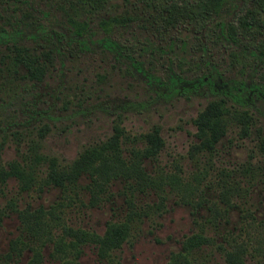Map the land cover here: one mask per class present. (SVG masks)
I'll return each instance as SVG.
<instances>
[{
    "label": "rangeland",
    "instance_id": "374dc122",
    "mask_svg": "<svg viewBox=\"0 0 264 264\" xmlns=\"http://www.w3.org/2000/svg\"><path fill=\"white\" fill-rule=\"evenodd\" d=\"M112 14L131 21L102 29ZM0 28V264H165L189 234L207 240L174 264H264V0H0ZM220 98L250 118L210 150L197 118ZM97 146L148 177L46 183L41 154ZM111 224L124 238L100 245Z\"/></svg>",
    "mask_w": 264,
    "mask_h": 264
},
{
    "label": "trees",
    "instance_id": "16d2710c",
    "mask_svg": "<svg viewBox=\"0 0 264 264\" xmlns=\"http://www.w3.org/2000/svg\"><path fill=\"white\" fill-rule=\"evenodd\" d=\"M222 1L223 0H214V8L218 9ZM129 21H131V17L129 15L112 14L100 18L98 24L102 29L110 31L117 25L125 26ZM71 25L76 35L83 34L84 30L87 28L86 22L79 19H73L71 21ZM225 32L230 39L237 40L231 24H227ZM5 35L6 32L4 29L2 30L0 28V36ZM23 50L28 51L26 48H23L22 51ZM255 56L264 60V51H259ZM15 57L20 58L22 61H20L19 64L23 63L24 68H26V71L24 70V76L33 74V71L29 69L28 64L30 54L24 52L22 55H16ZM205 78L206 76L203 75L199 78V80L204 81ZM249 118L250 116L246 110L226 105L223 98H220L219 101H213L202 112L199 113L197 118L199 130L198 135L201 139V146L211 150L215 142L225 134L229 124L232 121L240 123L241 128L246 129L248 127L247 124ZM104 146L90 147L84 150L77 158L72 160L70 163H67L65 166L63 165V167L57 166L58 163L54 156H46L41 154L40 161L42 163H48L46 183L54 185L58 188L66 189L69 185L76 184L83 174H88L91 182L96 186L102 185V182L105 184L111 179L120 177L125 179L133 178L134 180H139L141 182L145 179V177H148L139 164L140 157L142 155H140L138 158V156L133 153L131 157L125 158L121 154L120 149L118 151H109ZM146 149L149 153L150 147H146ZM261 149L264 153V143L261 146ZM148 153H143V156L148 155ZM0 170H3L2 166H0ZM9 174H14L16 177L22 179H25L28 176L27 170L24 168L18 169L14 165H11L10 170L3 171L4 177L5 175ZM98 236L97 242H99L100 245L104 243L113 244L119 240H122L125 236V232L111 224L107 226L103 235L99 234ZM198 237H201L203 241L207 240L206 237L201 234L187 235L182 242L181 249L177 253L171 255L165 264H174L179 256L185 257V255L181 252L189 250L190 245L193 244ZM239 244L241 245L237 247H241L244 243Z\"/></svg>",
    "mask_w": 264,
    "mask_h": 264
}]
</instances>
